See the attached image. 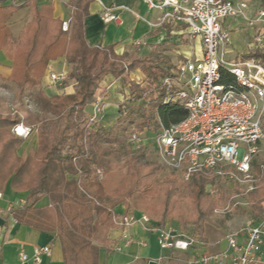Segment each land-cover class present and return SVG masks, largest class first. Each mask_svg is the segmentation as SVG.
Returning a JSON list of instances; mask_svg holds the SVG:
<instances>
[{
	"label": "trees",
	"instance_id": "1",
	"mask_svg": "<svg viewBox=\"0 0 264 264\" xmlns=\"http://www.w3.org/2000/svg\"><path fill=\"white\" fill-rule=\"evenodd\" d=\"M90 3L68 0V25L62 30L50 3L0 0V51L11 60L7 79L15 86L17 103L13 113L0 111V192L7 181L14 190L27 192L23 207L14 214L28 225L55 234L63 264H98L99 250L110 249L108 232L116 226V208L126 209L129 203L158 224L172 213L181 227L194 225L197 232L193 233L205 241L202 224L214 205L227 199L220 194L208 202L204 186L214 176L199 171L185 182L172 174L157 181L155 175L162 166L144 161L146 149H133L128 142L131 131L154 132L159 122L168 126L186 116L178 102L162 103L161 79L174 66L157 52L117 54L112 46L89 45L84 19ZM21 5L29 6L30 20L13 38L5 22ZM244 57L258 58L264 66V50H251ZM58 58L69 65L63 84L77 83L76 92L53 97L40 89L31 93ZM136 69L143 80L130 79L129 73ZM108 75L118 80L123 96L132 99L120 103L117 119L105 128L99 122L90 123L88 117L98 84ZM222 77L231 75L222 71ZM28 95L36 111L26 107ZM19 123L36 132V147L25 155L17 154L23 140L10 133ZM253 169L260 183L247 193V199L257 219L264 216V161ZM42 197L47 204L36 206Z\"/></svg>",
	"mask_w": 264,
	"mask_h": 264
},
{
	"label": "built area",
	"instance_id": "2",
	"mask_svg": "<svg viewBox=\"0 0 264 264\" xmlns=\"http://www.w3.org/2000/svg\"><path fill=\"white\" fill-rule=\"evenodd\" d=\"M140 1L149 9L160 10L155 25L178 24L191 37H198L200 51L181 57L171 74L161 79L162 103L178 102L186 116L168 126L159 122L154 132L131 131L128 142L133 149H151L161 165L180 172L185 180L195 172L208 171L241 187L227 205L214 210L230 217L236 208L247 207V193L258 186L253 165L264 161V66L258 58L230 55V33L223 22L232 18L256 29L251 48L264 50V8L247 0ZM126 10L123 4L110 3L102 5L99 15L106 23L120 24ZM67 25L68 20H63L62 30ZM222 71L231 78L223 79ZM65 76V72H48L50 81L57 84H62ZM100 97L97 95L91 106L90 123H100L104 113ZM123 98L132 99L127 94ZM13 131L26 137L30 129L17 124ZM117 223L122 228L138 223L154 233L162 252L159 260L182 253L186 264H264V216L246 218L226 232L225 247L214 252L200 235L158 224L145 213H124ZM124 241L131 242L127 236ZM137 243L145 245L143 240ZM114 249L120 251L121 246ZM49 252V246L36 248L30 259L38 263L40 255ZM20 260L27 261V255L20 253Z\"/></svg>",
	"mask_w": 264,
	"mask_h": 264
},
{
	"label": "crops",
	"instance_id": "3",
	"mask_svg": "<svg viewBox=\"0 0 264 264\" xmlns=\"http://www.w3.org/2000/svg\"><path fill=\"white\" fill-rule=\"evenodd\" d=\"M24 0H21L23 2ZM68 0H35L38 6L50 3L52 5V15L61 21L67 20L69 8L65 5ZM110 3L123 4L128 10L121 14V23L104 22L99 15L102 5ZM260 7V6H258ZM263 8V7H262ZM161 12L158 9H149L140 0H91L89 14L84 19V36L86 42L91 46H112L117 54L136 53L137 55L148 54L150 52L160 53L174 65L185 55H198L200 42L198 37H191L178 24L155 25ZM29 6L21 5L6 20L13 36L17 37L20 30L29 22ZM224 27L229 30L231 43L229 53L231 56H240L239 52L243 48L244 38H252L256 29H249L241 22L232 18H226ZM181 38H184L183 40ZM186 38H194L187 40ZM179 43L174 45L173 43ZM138 43V44H137ZM63 60V58H60ZM59 59V60H60ZM52 61L49 69L44 73L41 82L31 88V93L41 90L47 97H53L62 93H74L78 89L77 83L57 84L50 81L48 72H66L67 66H62ZM11 72V61L0 51V87L7 89L14 86L7 78ZM130 79L140 81L144 75L136 69L129 73ZM104 91L100 97L104 101V113L100 120L103 127L112 125L118 117V108L122 102L123 95L118 92L121 86L118 80L108 75L102 81ZM106 94V95H105ZM104 96V97H103ZM36 110V109H35ZM32 111V110H31ZM28 127L29 137L35 142L30 147H36V132L31 126ZM26 141V140H25ZM26 146L19 147L17 153L25 152ZM27 192L14 190L10 182L7 181L0 192V264H63L61 250L57 238L53 232H47L28 225L16 218L14 211L22 208ZM47 204V198L42 197L36 206ZM116 219L125 213L123 206L116 208ZM138 214V213H137ZM124 236L131 240L124 244ZM205 238V237H204ZM111 241L109 250L101 248L98 253V264H161L169 259V262L178 264L185 263V254L178 253L167 259L159 260L162 255L156 241L154 233L142 228L138 223H133L125 228L115 227L109 232ZM138 240L145 242L144 246L137 243ZM206 244L209 242L205 238ZM210 242L207 248H210ZM49 246V253H42L38 263L30 259L36 248ZM116 246H121L120 251H115ZM225 247L224 239L218 243V249ZM20 253L26 254L27 261L20 260Z\"/></svg>",
	"mask_w": 264,
	"mask_h": 264
},
{
	"label": "rangeland",
	"instance_id": "4",
	"mask_svg": "<svg viewBox=\"0 0 264 264\" xmlns=\"http://www.w3.org/2000/svg\"><path fill=\"white\" fill-rule=\"evenodd\" d=\"M247 1L250 2L253 6H260V7L264 8V0H247ZM16 10L12 11L10 13V15H12V13L15 12ZM10 15H9V17H10ZM5 26L8 28L10 35L13 38H17V37L12 35L9 27L6 25V22H5ZM23 28L21 30H23ZM21 30H20V32H21ZM19 33H18V35H19ZM244 39L245 40H244V43L242 45L243 48L239 52L240 56L235 55L236 58L244 57L251 50H253L251 48V39L252 38H244ZM59 59L60 58L54 60V62H57V60H59ZM59 64L61 65V67L58 66V68H62V66L63 67L67 66L66 68L69 69V65L64 60L60 59L59 60ZM102 81L98 84L97 93H96L98 96H101V94L104 93V91H100V88H102V86H104L102 84ZM67 83L71 84V83H75V82L69 81ZM76 90L77 89H75V92H76ZM118 92H121L122 95H124L123 94V90H121L120 88H119ZM123 99L124 98H122V101H123ZM24 103L26 104V107L30 111L31 110L32 111H36L37 110L36 105H35L33 99L30 97V95H28L24 99ZM16 108H17V103H16V99H15V86L8 87L7 89H4V88L0 87V111H1V113H3V114L4 113H8V112H12L13 113ZM110 126L111 125L106 126L105 128H108ZM13 128L10 130V133L13 134L14 136L19 137L18 135L15 134V132L13 131ZM28 137H29V135H27L26 137H19V138H21L23 140L21 146L23 148L26 146V150L23 149L25 152H21L19 154L17 153L18 155H25L32 148V147H30V145L32 144V142L33 143L35 142V139L32 138V137L31 138H28ZM143 152H144L143 153L144 161H146V162H156L157 164L162 166V168L160 170H158L156 175H155V179L157 181H161L163 179V177H165V176H167L169 174H172L179 181L185 182V179L183 178V176H182V174L180 172L172 170V169H169V168H166L163 165H161V163L159 162L157 156L155 155V153L151 149H146ZM253 174H254L255 177L258 178L257 185H259L260 178L256 174L254 169H253ZM204 192L207 194L208 202L215 201V199H217L220 194H222L225 198H227L225 201L218 202L216 205H214V207L212 208L211 213H210V215L208 217V221H206V222H204L202 224V229H201V233L200 234L202 236H204L206 239H208V241L210 242L211 245H210V248L208 250H210L211 252H214V251H218L217 250L218 249V243H219V241H221V239L224 238V235H225L226 232H228L229 230H232V229H235V228L239 227L246 218H249V217H253L254 218V216H253V214H252V212L250 210L249 203H248L246 208L245 207L236 208L234 213H233V215L230 216V217L222 215V214H219V213L217 214V213L214 212L215 209L219 210V209L223 208L225 205H227V203L231 200V198L233 196H235L236 194L241 192V187H239L237 185H232V184L228 183L225 180L218 179V178L214 177L213 182H208V183L205 184ZM246 198H247V195H246ZM124 211H125V213H134V212L145 213L147 216L152 218L148 213L138 209L133 203H129L128 207L126 209H124ZM114 220H115V223H116L115 227H120L118 225V223H117L116 217H115ZM152 220L157 222V220L154 219V218H152ZM161 224H167V225L176 226V227L182 228L183 230L190 231V232H197L195 230V228H194V225H191V224H187L186 226L181 227L179 225L178 221L172 215V213H169V215L166 216V218L164 219V221ZM110 230H109V232H110ZM109 232H108V238H109ZM110 243H111V241H110ZM168 260L169 259H167L166 261H163L161 264H176L174 262H169Z\"/></svg>",
	"mask_w": 264,
	"mask_h": 264
},
{
	"label": "water",
	"instance_id": "5",
	"mask_svg": "<svg viewBox=\"0 0 264 264\" xmlns=\"http://www.w3.org/2000/svg\"><path fill=\"white\" fill-rule=\"evenodd\" d=\"M152 264H154V262H151Z\"/></svg>",
	"mask_w": 264,
	"mask_h": 264
}]
</instances>
